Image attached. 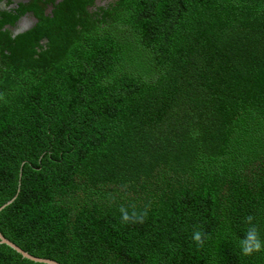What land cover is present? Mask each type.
Here are the masks:
<instances>
[{"label": "trees", "instance_id": "obj_1", "mask_svg": "<svg viewBox=\"0 0 264 264\" xmlns=\"http://www.w3.org/2000/svg\"><path fill=\"white\" fill-rule=\"evenodd\" d=\"M93 1L0 12L1 233L61 264H264L239 243L249 215L264 242V0Z\"/></svg>", "mask_w": 264, "mask_h": 264}, {"label": "clouds", "instance_id": "obj_2", "mask_svg": "<svg viewBox=\"0 0 264 264\" xmlns=\"http://www.w3.org/2000/svg\"><path fill=\"white\" fill-rule=\"evenodd\" d=\"M120 211L122 213L123 222L125 223L129 222L131 220V217L129 216V214L123 208H121ZM133 215H135V213H133ZM245 219L250 225V227L247 229L244 237L240 240L239 243H240V248H241L242 253L245 256H250L253 253H259L261 251H264V242H262L260 239L259 229L255 225L252 224L254 217L249 215ZM204 238H205V233L199 230L195 231L192 235V239L201 248L204 245Z\"/></svg>", "mask_w": 264, "mask_h": 264}, {"label": "flooded vegetation", "instance_id": "obj_3", "mask_svg": "<svg viewBox=\"0 0 264 264\" xmlns=\"http://www.w3.org/2000/svg\"><path fill=\"white\" fill-rule=\"evenodd\" d=\"M32 0H28L27 2H23V4H30ZM64 0H54L55 4H60L61 2H63ZM113 0H94L93 1V5L88 7V10H90L91 12L93 11V8H95L98 5L101 6H105L107 3L111 2ZM22 2H18L17 6L14 5L15 7L9 9V10H2L0 12H4L7 13L9 16V13L13 16L17 15L19 13V7H21ZM95 6V7H94ZM53 7L54 4L49 3L47 5V7H45V14L47 15H51L52 11H53ZM1 16V15H0ZM27 18V19H26ZM1 19V18H0ZM14 24H8L6 25V27H8L9 29H11V31L13 32L14 35L23 32L27 29L32 28L36 23H37V18L34 17V14L32 13V11L26 10L23 13H21L20 15H18V17L14 20ZM46 39L41 41V43L45 44Z\"/></svg>", "mask_w": 264, "mask_h": 264}, {"label": "water", "instance_id": "obj_4", "mask_svg": "<svg viewBox=\"0 0 264 264\" xmlns=\"http://www.w3.org/2000/svg\"><path fill=\"white\" fill-rule=\"evenodd\" d=\"M16 197V196H15ZM15 197L9 199V201H7L5 204H3L0 207V212L5 209L11 202H13V200L15 199ZM0 244H7L8 246L13 247L14 249H16L18 252H20L23 256L27 257L28 259L35 261V262H39V263H45V264H61L60 262H58L57 260L51 259V258H44V257H38L35 256L33 254H31L30 252H28L26 249H24L22 246H20L19 244H17L15 241H13L12 239L7 238L6 236H4L1 231H0Z\"/></svg>", "mask_w": 264, "mask_h": 264}, {"label": "rangeland", "instance_id": "obj_5", "mask_svg": "<svg viewBox=\"0 0 264 264\" xmlns=\"http://www.w3.org/2000/svg\"><path fill=\"white\" fill-rule=\"evenodd\" d=\"M22 1L27 2L28 0H0V11L6 10V9L9 10V9L15 7L14 5L17 6L18 2H22Z\"/></svg>", "mask_w": 264, "mask_h": 264}]
</instances>
